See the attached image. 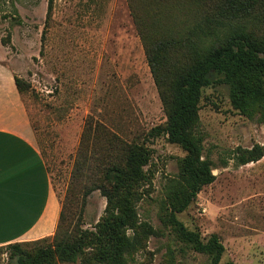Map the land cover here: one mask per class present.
I'll use <instances>...</instances> for the list:
<instances>
[{
	"label": "rangeland",
	"instance_id": "obj_1",
	"mask_svg": "<svg viewBox=\"0 0 264 264\" xmlns=\"http://www.w3.org/2000/svg\"><path fill=\"white\" fill-rule=\"evenodd\" d=\"M160 4L152 14L163 26L179 30L191 20L183 2ZM46 11L47 0H0V39H9L7 46L0 42V79L16 76L28 85L18 94L60 205L55 231L65 237L93 231L105 199L93 191L82 208L83 193L100 183L103 167L123 162L128 145L143 144L151 186L137 213L154 233L127 263L211 264L166 223L162 187L178 175L185 152L162 132L166 116L127 1L52 0L48 18ZM259 16L261 24L251 19L247 27L264 36V9ZM198 116L196 133L215 180L177 218L204 241L217 236L224 248L218 264H264V156L242 166L232 159L237 148L264 145V122L233 109L218 80L201 90ZM88 254L56 264H94ZM0 264H15L8 248H0Z\"/></svg>",
	"mask_w": 264,
	"mask_h": 264
},
{
	"label": "trees",
	"instance_id": "obj_2",
	"mask_svg": "<svg viewBox=\"0 0 264 264\" xmlns=\"http://www.w3.org/2000/svg\"><path fill=\"white\" fill-rule=\"evenodd\" d=\"M126 1L166 116L162 132L169 143L185 152L178 175L168 178L162 187L168 209L166 223L180 241L208 255L211 264H218L224 248L217 236L204 241L197 230L186 228L177 216L215 180L214 163L203 156L202 139L196 133L201 90L220 81L228 88L233 109L264 122V36L247 27L251 19L258 25L263 22L259 14L264 0H179L191 18L179 30L163 26L161 18L152 14L163 0ZM51 9L52 0H47V18ZM0 42L7 46L8 36ZM13 82L19 94L28 88L16 76ZM97 128L95 125L94 130ZM263 156L264 145H254L250 149L237 148L232 159L242 166ZM149 158L150 152L143 144L128 145L123 162L103 167L100 183L83 193L82 208L93 191H99L105 199L103 215L93 231L78 229L74 236L65 237L56 230L51 243L43 238L11 244L5 246L9 259L15 264L73 263L89 252L94 264H128L127 256L141 249L154 233L148 224L139 221L137 213L138 202L149 195L151 186L144 171ZM60 218L61 214L59 223ZM28 245L34 247L31 252L26 249Z\"/></svg>",
	"mask_w": 264,
	"mask_h": 264
},
{
	"label": "crops",
	"instance_id": "obj_3",
	"mask_svg": "<svg viewBox=\"0 0 264 264\" xmlns=\"http://www.w3.org/2000/svg\"><path fill=\"white\" fill-rule=\"evenodd\" d=\"M0 94L1 248L51 237L60 205L13 79H0Z\"/></svg>",
	"mask_w": 264,
	"mask_h": 264
}]
</instances>
